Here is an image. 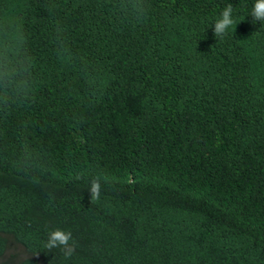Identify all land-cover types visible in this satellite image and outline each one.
I'll return each instance as SVG.
<instances>
[{
    "label": "trees",
    "instance_id": "16d2710c",
    "mask_svg": "<svg viewBox=\"0 0 264 264\" xmlns=\"http://www.w3.org/2000/svg\"><path fill=\"white\" fill-rule=\"evenodd\" d=\"M254 3L0 0V264H264Z\"/></svg>",
    "mask_w": 264,
    "mask_h": 264
},
{
    "label": "clouds",
    "instance_id": "9594fccd",
    "mask_svg": "<svg viewBox=\"0 0 264 264\" xmlns=\"http://www.w3.org/2000/svg\"><path fill=\"white\" fill-rule=\"evenodd\" d=\"M232 6L227 5L220 17L216 19L213 28V34L216 38H223L230 27L236 22L232 17ZM253 23L256 21L264 22V0H255L254 6L251 10ZM14 69L8 65L7 58L4 60L2 67H0V86L7 88L9 79L13 75ZM90 193V202L95 203L100 200L101 196V183L99 179H93L88 188ZM47 251L59 249L63 256L68 259L75 252L76 243L72 237L71 231H66L60 228L50 229L48 232L47 240L44 244Z\"/></svg>",
    "mask_w": 264,
    "mask_h": 264
}]
</instances>
